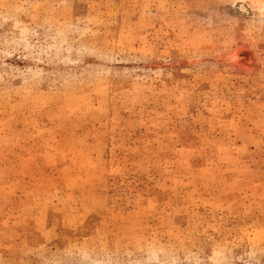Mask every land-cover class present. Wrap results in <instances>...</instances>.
<instances>
[{"label": "rangeland", "instance_id": "374dc122", "mask_svg": "<svg viewBox=\"0 0 264 264\" xmlns=\"http://www.w3.org/2000/svg\"><path fill=\"white\" fill-rule=\"evenodd\" d=\"M0 264H264V0H0Z\"/></svg>", "mask_w": 264, "mask_h": 264}]
</instances>
